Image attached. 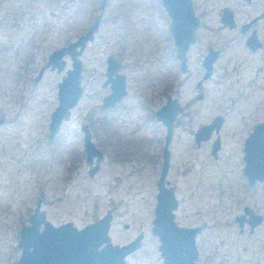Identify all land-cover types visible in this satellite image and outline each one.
<instances>
[{
  "label": "rangeland",
  "instance_id": "1",
  "mask_svg": "<svg viewBox=\"0 0 264 264\" xmlns=\"http://www.w3.org/2000/svg\"><path fill=\"white\" fill-rule=\"evenodd\" d=\"M147 2L109 0L101 11L100 0H0V115L5 119L0 127V264H15L20 256V250L15 249L19 215L26 222L25 215L37 197L44 199L55 225L71 221L81 227L112 209L109 235L113 244L124 245L139 233L144 235L141 247L127 256L128 264H163L159 239L151 233L165 135L164 126L154 116L160 98L153 89L173 78V94L183 103L191 101L199 90L196 80L184 77L179 68L153 62L155 57H166V49L156 52V48L163 42L162 29L165 33L167 28L160 15L159 27L154 26L144 5ZM193 3L209 25L193 48L195 59L208 44L220 45L229 37L219 30L216 16L228 0ZM97 15L100 27L81 57L82 98L62 124L65 140L47 142L50 113L57 104V83L63 72L46 69L38 82L34 79L50 52L83 33ZM245 17L238 13L239 20ZM110 55L120 58L128 82L127 97L111 110L100 106L110 92L102 87ZM256 57L242 41L233 42L218 66L240 64V79L232 85L224 77L219 83L215 77L220 69L201 86L206 100L188 107V111L199 109L201 115L183 116L174 129L167 179L179 201L176 218L181 225L192 220L209 223L210 208L223 202L216 197L221 188L228 192L223 202L227 204L233 192H237V199H244L242 190L257 189L246 186L241 170L242 141L264 119V86L251 81L254 65L259 63ZM246 64L249 72L242 69ZM216 113H224L225 122L218 134L221 147L214 158L210 148L215 134L209 143L197 146L191 129ZM83 124L89 125L92 140L104 155L93 175L88 173L90 164L83 150ZM255 199L248 200L252 203Z\"/></svg>",
  "mask_w": 264,
  "mask_h": 264
},
{
  "label": "flooded vegetation",
  "instance_id": "2",
  "mask_svg": "<svg viewBox=\"0 0 264 264\" xmlns=\"http://www.w3.org/2000/svg\"><path fill=\"white\" fill-rule=\"evenodd\" d=\"M190 1H191L192 11L195 17L198 19L197 20L198 24L194 28V36H195L194 42L191 43L187 47V50L185 52V63L184 64L182 63V60L178 58V47H177V44L173 36L172 27L173 25L175 26V32L177 36L184 35L187 32L189 25H190L189 23L190 17L188 14L187 7L184 6V4L182 3L183 2L182 0L174 1L175 3L170 10L173 12V16H176L178 18L176 20V23L173 24L174 19H172V17L168 13V10L163 5L162 0H148V2L144 4L148 6V10L150 12L148 13V15L149 16L151 15L150 17L154 19L152 20L154 26L159 27V24L157 22L158 20L157 15H160V19L164 18L166 20V26L165 25L164 26L165 28H167L166 29L167 31H165L164 33V29H162V32L164 34L163 39H162L163 42L159 43V45L157 44V48H156V52L163 51L164 49H166L167 50L166 57L161 58V59H158L157 57H155V60H153V62H155V65L160 64V65H163V67L173 66L174 68H179V70L184 74V77L188 76L189 79L196 80L195 86L199 90L197 94L195 95V97L191 98V101H188L187 103H183L180 100V98L176 96L175 93L173 94V89L175 88L173 81H172L173 78L170 80H167L164 86H161V85L158 86L157 90L153 89L154 92H158V98H160V103L156 107V110L154 111V116H155L156 121L161 123L162 126H164L165 128L163 146L166 141L167 127L162 120H157L155 113L157 111H160L162 116L165 114L167 116H171V114L173 113V108L170 107L171 105L168 107H165L168 105L169 100L173 101L176 99L177 104H179L182 107V111L177 114L171 126L172 135L170 138V142L168 143L169 151H170L169 147L173 139L174 129L177 127V125H179L180 119L185 115H188L189 117H192L194 114L201 115L199 114L200 113L199 109L198 111L197 109L195 111H191V110L188 111V107L189 105H192V103L199 102L201 100L202 101L206 100L207 96L206 94L202 92L201 86L206 84V82H210L212 80V77L216 76L219 73L220 69H221V72L218 74V76L215 77V80L217 82L221 83L222 78L225 77L227 80H229L230 84L234 85L235 81L237 79H240V75L238 73L240 64L238 63L232 64L229 67L230 65V62H229V63H225L221 67L218 66L220 60L226 57V51L228 47L232 45L233 42H236L238 40L242 41L243 45L245 46V48H247V50L250 53L257 54V57H258L257 61H259V63H255L254 65V71L251 77V81L256 80L258 83L260 82L259 85L262 83V86H264V33L262 31V27L264 25V2H262V4H259V0H228V4L221 5L218 8L217 14H216L217 21L219 23V30H223L226 33V35H228L229 37H225L221 41L220 45H213V44L209 45L208 44L206 46V49L203 51L202 55L194 59L192 55L193 48L201 40L203 33H204L203 28L204 27L206 28L209 25H208V22L204 21L203 16H201L200 14L198 15L194 7L193 0H190ZM100 4H101V0H100ZM100 4H99V9H100ZM1 6L2 4L0 3V7ZM238 13L241 16H246V17L244 19L239 20ZM95 20L99 21V27H100V22H101L100 16L98 15L95 16L92 24L94 23ZM225 21L227 22L224 23ZM91 25L83 33H85L91 27ZM128 26L130 27V23L128 24ZM83 33L79 34L78 36L82 35ZM78 36H76L75 38H77ZM95 36H94V39H95ZM70 41L72 40L67 41L65 45L59 46L58 48L67 46V44ZM88 44L86 45V47L88 46ZM213 51L216 52L215 55ZM84 52L85 50L83 51V53ZM82 55L80 56L81 63H82V59H81ZM110 56L114 58V60H116L121 65L120 66L121 68L119 71L120 73H122L123 64L120 58L112 56V55ZM47 60H48V57H47ZM67 62H69L68 59H67ZM149 63H151V61H149ZM45 64L46 62L44 63V65L40 67L34 79L35 82H38L41 79L44 71L42 72L40 77H38V75H39L41 68L44 67ZM69 64L71 66L70 62ZM193 64L196 65L195 68L193 67ZM106 65H107V58H106ZM67 67H68V63H66V68ZM242 69L243 71L247 70L249 72L250 67L249 65L246 64L243 66ZM105 70H106V67H105ZM62 72H63V75H62L63 77L65 75V72L64 71ZM82 73H83V64H82L81 74ZM196 73L198 74V76L194 77ZM103 75L105 77V71ZM124 77H125V82H126L127 94L118 103H116L113 108H108L110 110L116 108L120 103H122L123 99H125L128 95L127 77L125 75ZM144 79H145V76H144ZM104 80L102 81V83L104 82ZM81 86H82V75H81ZM106 87H108L110 91L109 85ZM154 96L156 95H153V97ZM246 96L248 98H251L252 94L248 93ZM149 99H151V97ZM247 113H249V111H247ZM247 113L246 115H248ZM249 115H254V114L250 113ZM217 117L222 118L221 124L219 125V127L216 129L215 126H213V128L209 131L208 136L206 138L199 139V141L197 142L195 135L197 134L198 130L202 128L203 126L210 125L213 122V120ZM224 117H225L224 113H216L213 115L211 120H209L208 122L200 123L195 130L194 128L191 129V133L193 134L194 143L197 146H200V144L209 143L212 138V135L215 134V138L212 141L211 148H210V154L214 158L217 157L218 151L220 150V147H221V141H220L221 139L218 136V134L220 133V130L222 129L224 125V122H225ZM68 120H65L61 123L58 131L51 138L48 136L49 135V124H48L47 142L52 143L54 141H57V139L59 140L62 139L60 142L65 140L66 136L61 135L62 134V124H64ZM262 121H264V119L259 122H262ZM4 122H5L4 117L0 115V127L4 125ZM252 122L249 124L250 126H252ZM258 123L256 124L254 123L255 124L254 127ZM81 127L82 125L80 126V129H81V132L83 133ZM248 127L244 131H246ZM88 129L90 131L89 125H88ZM248 135H246L245 138L243 137L244 138L242 141L243 146H244L245 139L248 137ZM216 140L218 142V146L216 148V152L212 153L211 151H212L213 146L215 145ZM148 145L150 146V143ZM71 146L73 148H76L75 145L73 144ZM144 148L147 149L149 147L146 146ZM162 151H163V147H162ZM153 157L155 159V155H153ZM171 160H172V157H171V152H170L169 169L171 168ZM243 162H244V159H243ZM161 164H162V152H161ZM161 164H160V168H161ZM244 167H245V162H244L243 168L241 169L242 172L244 170ZM76 170H77V167H76V164H74L73 171H76ZM159 173H160V170H159ZM243 177L245 178L247 187L248 186L257 187V189L252 190V191L242 190V192L245 194L244 199H237V196H236L237 192L230 191V192H233L234 195L230 194L227 197L230 199V202H228V204L223 203L225 202V198L228 192H226L225 189H222V188L219 189L218 194H216V197H218L220 201H223L220 203L222 206L220 205L218 208L212 207L210 208L211 209L210 212L209 211L206 212V213L208 212L210 213V216H209L210 222L207 223L205 220L199 221V222H193L192 220L187 225H181L178 223V220L176 218V213L178 210L179 201L176 198L174 188L168 183V187L172 188L175 198L177 200V206L173 210L174 221L176 225L178 227H182L186 229H192V230L196 229V232L194 234V244L196 248L195 262L197 264H264V189H263L264 182L257 180L254 184H249L247 181V177L244 174H243ZM166 180H168L169 182V179L166 178ZM157 181L158 179L156 180V187H157ZM230 181H232V179H230ZM249 197H256V199L251 203L250 200H248ZM44 203H45L44 199L37 197L34 207L30 208L27 215H25L26 222L23 221L24 220L23 216L21 214L19 215L18 222H20L21 225H20V230H19V235H18L17 247L15 249L20 250V256L16 260L15 264L19 261L21 254H22V248H19L20 234H21L22 229L27 226L32 227L34 225H38L37 231L40 233V232H43V230L45 229V223H49L53 227L56 228V227H60L61 225L65 223L70 222L77 230H81L91 224L98 222L108 211H111V220H110V225L108 229V236L110 238L109 230L111 227V221L113 217L112 209L107 210L102 216H100L99 218H96L97 220L87 223L81 227H77L71 221H64L62 223H59L58 225H55L50 219L51 218L49 216L50 210L48 209V207L45 206L46 204ZM139 235H142L140 239V244L133 252H135L142 245V240L144 236L142 233H139L133 240H135ZM133 240H130L128 243H130ZM186 240H187V237L184 236L183 241L186 242ZM110 243L112 245H118V244H113L111 242V239H110ZM118 246L121 247L123 245H118ZM128 255H126L124 258L126 264H128V261L126 259Z\"/></svg>",
  "mask_w": 264,
  "mask_h": 264
},
{
  "label": "water",
  "instance_id": "3",
  "mask_svg": "<svg viewBox=\"0 0 264 264\" xmlns=\"http://www.w3.org/2000/svg\"><path fill=\"white\" fill-rule=\"evenodd\" d=\"M107 1L101 0L100 10L105 8ZM174 1L162 0L168 13L174 19L173 24L176 23L178 18L173 16V12L170 10L175 3ZM182 1L188 9L190 25L184 35L177 36L174 25L172 32L178 47V58L184 64L187 47L195 39L194 28L198 24V19L192 11L191 1ZM98 28L99 21L95 20L85 33L70 41L67 46L52 50L45 66L39 72L38 77L46 69L57 71L58 73L65 72V75L57 83V105L50 115L48 135L50 138L58 131L61 123L70 118L71 110L75 108L82 98V63L80 56L86 45L93 41ZM215 54L216 52H214ZM66 58L71 63V66L67 68ZM120 66L114 58L111 56L107 57L106 79L102 86L106 87L109 85L110 93L101 101V108L103 109L113 108L127 94L125 77L119 71ZM168 106L173 108L171 116L166 114L162 116L160 111L155 113L157 120H162L166 125L167 133L157 181L156 205L151 233L159 239L158 250L163 264H197L195 262L196 248L194 244L196 229H186L176 225L173 210L177 206V200L172 188L168 187V180H166L170 163L168 143L172 135L171 126L177 114L182 111V107L177 104L176 99L173 101L169 100L168 105L165 107ZM221 120V117H217L210 125L200 128L195 135L196 141L206 138L213 126L217 129L221 124ZM81 128L83 131V150L91 166L88 173L93 175L98 171L99 163L104 155L95 146L88 125L83 124ZM217 146L218 142L216 140L212 153L216 152ZM243 159L245 162L243 174L247 177L248 183L254 184L257 180L264 182V121L259 122L245 139ZM110 220L111 211H108L98 222L81 230H77L70 222L56 228L49 223H45V229L40 233L37 231L38 225L24 227L20 234L19 243V248H22V254L16 264H126L125 256L139 246L142 235L121 247L112 245L108 236ZM184 236L187 237L186 242L183 241Z\"/></svg>",
  "mask_w": 264,
  "mask_h": 264
}]
</instances>
